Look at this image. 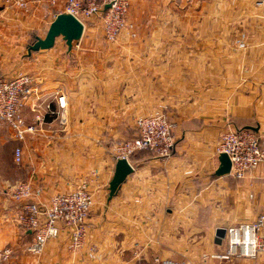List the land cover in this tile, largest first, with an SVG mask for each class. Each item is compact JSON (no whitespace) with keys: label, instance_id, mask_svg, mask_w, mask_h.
I'll return each instance as SVG.
<instances>
[{"label":"crops","instance_id":"crops-1","mask_svg":"<svg viewBox=\"0 0 264 264\" xmlns=\"http://www.w3.org/2000/svg\"><path fill=\"white\" fill-rule=\"evenodd\" d=\"M27 1L29 13L21 14L0 0L1 71L13 69L14 64L6 66V51H16L11 41L21 36L22 27L48 28L55 18L49 0ZM150 1L131 0L127 19L135 27L115 42L97 25L85 29L70 65L43 62L41 54L31 57L40 100L57 110L58 92L68 94L69 123L61 132L56 115L47 117L48 137L13 140L23 149L24 174L11 180L0 176V250L14 251L5 264H160L156 257L183 264H264V253L209 257L228 248L226 233L216 239L217 228L264 213V166L239 179L217 176L214 153L234 117L264 138V0H210L203 12L170 7L139 13L138 7ZM154 1L159 6L163 0ZM31 105L23 110L27 122L34 117ZM156 110L173 124V156L164 162L148 152L135 153L134 172L112 198L107 189L95 188L88 237L78 252L67 249L64 232L49 240L39 257L23 251L33 235L14 221L10 188L31 180L44 186L40 200L46 201L71 188L91 166L108 184L115 165L111 143L125 138L135 117ZM5 131L11 134L0 128V143ZM202 211L205 226L198 223Z\"/></svg>","mask_w":264,"mask_h":264},{"label":"built area","instance_id":"built-area-1","mask_svg":"<svg viewBox=\"0 0 264 264\" xmlns=\"http://www.w3.org/2000/svg\"><path fill=\"white\" fill-rule=\"evenodd\" d=\"M3 1L5 6L16 8L21 14L29 13L27 0ZM49 4L55 10L54 17L60 13L71 14L83 24L84 30L87 28L86 23L96 21L109 42H115L122 32L132 27L127 19L131 0H49ZM106 5H109L107 9ZM78 42H74L73 46H77ZM239 45L244 46V42L240 41ZM34 82L35 77L30 72L15 71L8 75L0 70V128L7 127L12 138L20 144L29 136L48 137L52 129L47 126V117L56 115L61 132L66 130L69 123L68 94L58 92V109L53 110L49 103L44 104L40 100L41 91ZM29 103L34 113L31 122H27L23 114ZM175 143L172 122L164 112L156 110L135 117L133 137L117 139L111 145L110 152L115 161L126 159L131 166L130 158L138 152H148L165 162L173 156ZM214 153L227 154L231 162L228 175L239 179L264 166V138L252 130H236L233 126H227L219 136ZM13 161L22 163L21 145L15 146ZM108 187L109 183L104 184L100 180V170L96 166H91L81 174L71 188L51 194L46 201L40 200L44 192L43 185L31 180L17 182L10 188L9 194L16 205L14 221L23 231L33 235L30 242L22 245L23 251L39 257L47 242L57 239L62 232L67 235V249L70 252L76 253L84 248L89 231V214L95 205V188L108 190ZM263 228L264 213L252 221L224 227L228 248L225 253H212L209 257L220 260L232 256L255 258L257 254L264 253ZM13 254L12 248H2L0 264L7 263ZM155 261L160 264H183L157 257Z\"/></svg>","mask_w":264,"mask_h":264},{"label":"rangeland","instance_id":"rangeland-1","mask_svg":"<svg viewBox=\"0 0 264 264\" xmlns=\"http://www.w3.org/2000/svg\"><path fill=\"white\" fill-rule=\"evenodd\" d=\"M235 2L236 0H234V3ZM205 3H210V0H163L161 1V5L159 6H157L156 1L151 0L150 3L148 4L140 5V7H138L139 8L138 12L140 13L141 10H143L145 13L146 12L156 13V12L163 11V10L168 11V8L170 7L172 8V10L176 12H188L191 9L192 11L203 12V11H207V10H204ZM238 9H239L238 7L237 8L233 7L231 11L236 12ZM96 25H97L96 21L86 23V27H87L86 31L89 28L96 29ZM134 27L135 26L132 25V27H129L125 31L132 30ZM22 28H23L22 29L23 33L20 32L21 36L11 41V43L16 46L15 47L16 51L12 53L6 51V66L10 64H14V66L12 67L13 69L11 71H9L10 69L8 70V68L5 69V71H3L5 74L11 75L15 71L30 72L31 64L29 63V61L31 60V57L33 55L37 56V54L43 55V57H41V61L43 62L44 61L48 62L49 60H55L61 63L65 61L69 65L75 62L76 57L78 55L77 48L73 46L71 50H68L65 44V41L62 39L61 36H59L56 39L55 44L52 48L47 49V50H40V51L32 52L28 56L27 47L33 44L34 42L33 37H36V36L41 37V38L44 37L47 31V26L44 28H39V29L30 27V26L29 27L26 26ZM99 28L101 29L100 26ZM18 44L20 45V47L17 46ZM133 134H134V126L124 137L125 139H128V138L133 137ZM13 140L14 139L12 138V135L9 134V132L5 131L3 135V141L0 143V176L8 178L10 180L21 177L24 174L23 170L21 169L22 165L16 164L13 161V150L16 146V144L14 143L15 140L14 141ZM112 144L113 143H111V145ZM204 212L205 211H202V213L199 214V217H200V219L198 220L199 226H205L208 223V221L206 222V218H205L206 213Z\"/></svg>","mask_w":264,"mask_h":264},{"label":"water","instance_id":"water-1","mask_svg":"<svg viewBox=\"0 0 264 264\" xmlns=\"http://www.w3.org/2000/svg\"><path fill=\"white\" fill-rule=\"evenodd\" d=\"M109 5L105 6V9ZM83 24L74 16L67 13L58 14L48 25L44 37H37L33 44L27 47V55L32 52L47 50L54 46L56 39L61 36L65 41L68 50H71L73 43L81 39L83 35ZM218 167L215 170L217 176L228 175L230 172L231 162L227 154L220 153L218 155ZM133 172L132 166L126 159H118L115 161L114 172L109 181L108 195L112 198L119 187L125 182L127 177ZM216 239H221L225 234V229L219 227L216 229Z\"/></svg>","mask_w":264,"mask_h":264},{"label":"trees","instance_id":"trees-1","mask_svg":"<svg viewBox=\"0 0 264 264\" xmlns=\"http://www.w3.org/2000/svg\"><path fill=\"white\" fill-rule=\"evenodd\" d=\"M34 38V41L36 40V38H37V36L36 37H33ZM230 122L233 124V126H234V128L236 129V130H241V129H248V130H252L251 129V127H246V126H244L243 125V121L242 120H240L239 118H231L230 119ZM252 131H254V130H252ZM255 132V131H254ZM176 143H177V141H176ZM176 143H175V146H176ZM175 148V147H174ZM173 154L175 153V149H174V151L172 152ZM216 175V174H215Z\"/></svg>","mask_w":264,"mask_h":264}]
</instances>
